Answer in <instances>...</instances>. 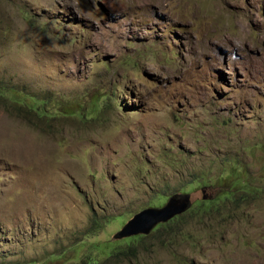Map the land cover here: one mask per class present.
<instances>
[{"label": "rangeland", "instance_id": "1", "mask_svg": "<svg viewBox=\"0 0 264 264\" xmlns=\"http://www.w3.org/2000/svg\"><path fill=\"white\" fill-rule=\"evenodd\" d=\"M0 84V264H264V0H0Z\"/></svg>", "mask_w": 264, "mask_h": 264}, {"label": "water", "instance_id": "2", "mask_svg": "<svg viewBox=\"0 0 264 264\" xmlns=\"http://www.w3.org/2000/svg\"><path fill=\"white\" fill-rule=\"evenodd\" d=\"M204 198H208L204 195ZM191 193H177L162 207L148 206L128 219L117 231L115 238L121 239L138 234H148L162 223H166L176 216L183 214L191 207Z\"/></svg>", "mask_w": 264, "mask_h": 264}, {"label": "trees", "instance_id": "3", "mask_svg": "<svg viewBox=\"0 0 264 264\" xmlns=\"http://www.w3.org/2000/svg\"><path fill=\"white\" fill-rule=\"evenodd\" d=\"M12 89H13L12 87L7 88V87H5L4 84H0V96L4 97V99L6 98L8 100H12L14 103H16L20 106L27 105L29 109L36 111L37 114L40 115L39 117H41L44 114H47V110L45 108L40 107V105H39L41 101L34 98L33 100L31 99V102L29 101L30 102L29 103L26 100L27 98L25 95L16 94V92L12 91ZM6 99H5V101H6ZM59 108H60V110H62V108L60 106H59ZM211 202H212V200H207V201L203 200L201 208H202L204 213H215V212H218V211H215V209H223L222 207H224L223 205H214V203L211 204ZM179 216H181V215L176 216L174 219H172L168 222L176 220ZM140 238H142V236L139 234L125 238L124 241L129 245V248L127 250L126 249L122 250V251H126L125 253L122 251H117V252L111 251L108 253L112 255V252H114L115 256L123 255V254H128V255L134 254L135 253V246L132 245L131 243L135 240L138 241ZM118 244H120V243H118ZM105 251H107V250H105ZM90 263H91V260H90Z\"/></svg>", "mask_w": 264, "mask_h": 264}, {"label": "flooded vegetation", "instance_id": "4", "mask_svg": "<svg viewBox=\"0 0 264 264\" xmlns=\"http://www.w3.org/2000/svg\"><path fill=\"white\" fill-rule=\"evenodd\" d=\"M205 191V190H204ZM205 195V194H204ZM211 198H212V196H211ZM211 198H209V199H211Z\"/></svg>", "mask_w": 264, "mask_h": 264}, {"label": "clouds", "instance_id": "5", "mask_svg": "<svg viewBox=\"0 0 264 264\" xmlns=\"http://www.w3.org/2000/svg\"><path fill=\"white\" fill-rule=\"evenodd\" d=\"M205 199V198H204ZM206 200V199H205Z\"/></svg>", "mask_w": 264, "mask_h": 264}, {"label": "bare ground", "instance_id": "6", "mask_svg": "<svg viewBox=\"0 0 264 264\" xmlns=\"http://www.w3.org/2000/svg\"><path fill=\"white\" fill-rule=\"evenodd\" d=\"M167 223V222H166Z\"/></svg>", "mask_w": 264, "mask_h": 264}]
</instances>
